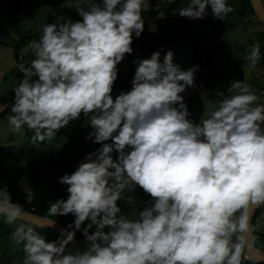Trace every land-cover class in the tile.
I'll return each instance as SVG.
<instances>
[{
  "label": "clouds",
  "instance_id": "9594fccd",
  "mask_svg": "<svg viewBox=\"0 0 264 264\" xmlns=\"http://www.w3.org/2000/svg\"><path fill=\"white\" fill-rule=\"evenodd\" d=\"M209 6L221 20L233 11L227 0H188L177 14L202 20ZM147 7L148 0L76 6L81 19L43 23L29 45L33 58L18 67L12 133L27 129L31 143H43L83 114L91 129L85 140L99 145L58 178L68 195L50 203L47 217L74 219L55 240L26 222L15 228L22 264H242L250 208L264 204V104L232 80L229 95L194 121L182 93L196 87L198 66L182 68L172 50L163 60L160 51L135 59L130 89L113 95L117 65L133 53ZM260 55L254 44L249 67ZM19 186L31 204L33 188L23 179ZM137 187L149 199L125 216L121 193ZM27 214L0 188L4 223ZM78 231L84 247H69Z\"/></svg>",
  "mask_w": 264,
  "mask_h": 264
},
{
  "label": "rangeland",
  "instance_id": "374dc122",
  "mask_svg": "<svg viewBox=\"0 0 264 264\" xmlns=\"http://www.w3.org/2000/svg\"><path fill=\"white\" fill-rule=\"evenodd\" d=\"M8 1L0 0V101L3 103H7L9 98L14 97L13 90L7 92L4 90L5 87H12L9 84L14 79L13 89L23 77V73L18 69L19 65L28 64L34 56V51L29 46L31 42H28L19 52V59L22 63L19 64L13 58L11 48L13 40L11 38L14 37V31L4 12V6ZM88 2L89 0H65L64 6L74 10V13L61 17V19H81L77 15L76 6H83ZM261 3L264 7V0H261ZM48 9L43 0H22L18 9L21 28L29 32L38 31ZM174 20L175 23H179V16H174ZM187 23L188 28L196 33L201 41H204L201 43V48L205 53L198 58L199 64L193 61V48L190 43L180 46L171 45L169 50H172L174 54L173 62L179 64L182 68L188 69L198 66L195 72L196 87L189 88L185 93H182L186 100H196L192 119L198 121L199 118H206L219 101L229 95L227 87L232 80H241L255 94L257 103L264 104V67L259 65L249 67L250 63L248 64L245 61L252 47L250 46L251 40L247 39L248 32L254 29H264V22L253 17L248 22L247 27H240L238 31L232 32L227 37L214 34L209 25L201 19H188ZM38 39L39 37L35 40ZM14 67L17 71L16 75L12 73ZM9 115H11L10 112L4 119L0 120V165L5 167V173L0 182V188H3V191L6 188V183L13 175H18L19 186L22 179L27 182L30 166L49 156L57 158L66 140V135L62 134L55 140L33 144L31 143V133L27 129L18 134L11 132L7 123ZM121 196L123 201L131 205L121 210V214L132 217L143 207L144 200L137 194V190ZM24 197L25 195L19 186L17 201L20 202ZM20 223L18 220L14 224H6L4 218L0 216V246L2 245L0 253L3 264H22L23 262L22 247L13 235L15 228ZM32 226L37 227V231L46 235V238L48 237L46 229L42 231L40 230L42 227L35 224ZM251 229L264 231V209L257 212L255 221L251 224ZM77 238L79 246L84 247L85 240L79 231L77 232ZM242 264L247 263L242 260Z\"/></svg>",
  "mask_w": 264,
  "mask_h": 264
},
{
  "label": "trees",
  "instance_id": "16d2710c",
  "mask_svg": "<svg viewBox=\"0 0 264 264\" xmlns=\"http://www.w3.org/2000/svg\"><path fill=\"white\" fill-rule=\"evenodd\" d=\"M22 0H9L4 6V12L9 21L12 24L14 37L13 40L12 55L13 58L20 63L19 52L27 45L28 42H32L37 39L41 34V27L36 32L24 31L18 19V9ZM65 0H43L48 6V12L42 20V23H50L56 20L58 17H64L66 15H72L74 10L64 6ZM188 0H148V7L142 12L144 19V31L139 38L133 37L132 48L133 53L131 55L126 54L124 60L117 65L118 79L116 80L113 88V95L118 94L121 90L127 91L130 89V81L134 75L135 64L133 61L139 58H147L153 52H161V60H163L164 54L169 50L171 45L180 46L182 44L190 43L193 48V61L199 64L198 58L205 52L201 48V39L198 38L196 33H193L188 28V18L180 17L177 12L180 8L186 6ZM229 5L233 8L231 13L224 15L223 20L217 19L212 16L211 8L209 6V14L202 19L212 29L214 34L218 36L227 37L234 31H238L240 27H247L248 22L254 17L261 20L255 13L251 4V0H228ZM174 16H179V23H175ZM257 17V18H256ZM262 21V20H261ZM247 39L251 40L250 46L258 44L260 48V59L256 65L264 67V29H254L248 32ZM204 42V41H203ZM7 44V43H3ZM248 56V55H247ZM247 58V57H246ZM248 64L250 61L245 60ZM12 73L16 75L17 71L14 67ZM14 79L9 85L13 87ZM11 86H6L4 90L12 92ZM1 99V97H0ZM13 98H9L7 103L0 101V120L4 119L10 112V103ZM2 102V103H1ZM191 118H193L196 100L185 99ZM91 114H89L90 116ZM89 117H81L78 120L70 121L69 125L61 129L57 136L52 140L57 139L62 134L66 135V140L61 148L60 154L57 158L53 156L40 159L36 164L30 166L27 183L33 188L35 192V198L31 204L25 202L26 198L18 200L19 186L18 175H13L12 178L6 183L4 193H9L13 202H18L23 205L27 212L34 213L38 216L44 217L49 220L56 219L55 217H47V207L52 201L58 198H66V186H62L58 182V178L65 173H71L75 170L76 166L82 161L84 155L93 151L99 145L93 144L91 141H86L85 136L90 131ZM5 173V167L0 165V182L1 177ZM137 194L144 200H148L149 196L143 192L139 187L136 188ZM127 193L122 192L121 195ZM121 210L131 206L128 202L122 199L118 201ZM264 209V204H261L254 212L251 224L255 221L257 212ZM74 217L72 215L59 216L56 222L62 227H66L67 224L72 221ZM19 222H26L28 225H34V223L19 220ZM36 225V224H35ZM39 226V225H38ZM42 227L40 230H47L48 240H55L59 233L52 230L50 227ZM43 234V233H42ZM252 240L254 246L264 251V231L251 229ZM51 238V239H50ZM235 239V237H234ZM75 240L78 244L77 233ZM78 247L79 244H78ZM2 245L0 246V252ZM0 253V264H3ZM242 260L247 264H264V262H252L244 259V252Z\"/></svg>",
  "mask_w": 264,
  "mask_h": 264
},
{
  "label": "water",
  "instance_id": "95a60500",
  "mask_svg": "<svg viewBox=\"0 0 264 264\" xmlns=\"http://www.w3.org/2000/svg\"><path fill=\"white\" fill-rule=\"evenodd\" d=\"M251 4L254 8L256 15L264 22V7L261 3V0H251ZM259 206L260 205L251 206L250 211H249V219H248L249 231L243 234L245 237L244 256L247 257L246 260H249L252 262H264V251H261L254 246L253 240H252V234H251L252 217H253L254 212L257 210ZM27 213L28 214L23 218V220L25 221L32 222L39 226L50 227L52 230L56 231L59 234H60L61 229L64 228L61 225H59L57 222L54 225L49 226L48 224L49 219L38 216L31 212H27ZM69 247H78L76 240L70 243Z\"/></svg>",
  "mask_w": 264,
  "mask_h": 264
}]
</instances>
